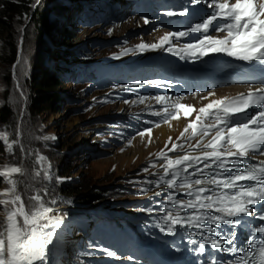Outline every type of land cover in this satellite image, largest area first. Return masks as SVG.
<instances>
[{
	"label": "rangeland",
	"instance_id": "1",
	"mask_svg": "<svg viewBox=\"0 0 264 264\" xmlns=\"http://www.w3.org/2000/svg\"><path fill=\"white\" fill-rule=\"evenodd\" d=\"M27 1L33 11L44 5L51 14L54 27L52 33L40 36L34 30L35 25L31 22L33 12H30L17 16L9 23L7 31H0V110L7 107L10 111L8 123H3L0 118V131L7 133L9 143L20 142L13 144L12 153H9L0 140V169L9 165L21 166L26 170L25 175L13 174L12 177L21 181L18 188L25 197V203H28L27 197L41 194L46 205L53 208V214L64 218L57 235L62 230H69L68 234L75 239L71 248H77L80 246L77 244L80 241L78 238L83 237V233L78 228L80 222L71 215L84 210L77 209L80 202L75 194L62 192L63 186L75 183L79 184L78 189L82 193H103V199L88 205V208L101 205L99 210L107 209L129 216L142 212V198L148 192H154L152 184L155 178H152V174L156 156L150 153L144 156L134 154L133 139L139 136V132L152 128L148 125L150 116L146 119L145 114H155L164 107L153 103L155 93L123 98L125 91L120 88L121 85L136 84L137 80L152 81L158 77L157 70H144L138 73L140 75L136 74L138 69L125 71L123 82L99 87L94 81L96 77L94 79L89 74L82 79L77 78V68L99 60L105 63L114 61L123 66L121 68L124 65L134 66L146 59L160 60L156 58L166 55V45L144 51H140L136 45L158 43L159 37L155 32L168 30L163 26L167 24L164 16L168 18V12L177 15L198 5L208 7L206 3L193 4L191 0H57L53 5H45L44 0ZM1 14L2 0L0 19L6 20ZM13 45L17 46L18 55L16 62L11 64L8 48ZM125 49L131 51L121 54ZM67 68H73L75 75L67 77L63 74ZM44 70L60 74V85L56 88L59 99L53 107L36 114L30 110L32 79L36 73L45 75ZM151 72L155 74L154 78ZM162 85L157 87L165 86ZM218 85L235 86L233 83ZM206 90L176 96L163 95L181 98ZM141 97L145 98L143 103L140 102ZM123 103L126 107L120 110ZM140 115H144V119H139ZM138 120L139 128L131 124L139 123ZM143 120L146 121L144 126ZM188 141L191 143L193 139ZM183 142L187 143L185 140ZM39 156L47 158L44 166L48 179L44 178ZM132 156V162L124 161ZM144 168H148V171H143ZM36 172L40 175L36 176ZM0 183V189L9 186L2 177ZM141 189H145V192H141ZM124 207L134 212L126 211ZM54 240L51 247L56 245V237ZM102 249L91 246L88 248L91 252L86 250L81 255L80 250L73 251L66 264H100L97 259ZM68 252L67 256L71 250Z\"/></svg>",
	"mask_w": 264,
	"mask_h": 264
},
{
	"label": "snow or ice",
	"instance_id": "2",
	"mask_svg": "<svg viewBox=\"0 0 264 264\" xmlns=\"http://www.w3.org/2000/svg\"><path fill=\"white\" fill-rule=\"evenodd\" d=\"M191 3H206L211 12L187 31L169 32L158 43H140L136 48L144 51L169 45L166 51L186 59L225 53L264 68V0H191ZM167 15L176 13L168 12ZM211 31L225 35L212 36ZM190 33L200 34L193 37V43L180 48L171 43L173 37H186ZM127 51L131 49H125L121 54ZM144 84L161 85L162 82L137 81L135 86ZM120 88L129 90L128 86L121 85ZM209 96H215V93L210 92ZM144 99L141 97L140 102L143 103ZM180 99L172 101L163 95L155 97L164 105L166 122L169 118L179 119L181 111L184 117L197 112L195 119L189 120L178 137L185 141L195 139L196 143L189 144L188 149L175 158L163 150L157 154L163 160L160 165L163 173L155 184H165L169 189L165 196L168 206L164 207L163 201L160 202L165 212L159 218L160 230L175 235L178 227L202 229L199 233H191L198 234L201 240L190 241L197 244L200 253L205 252L207 244L214 252L232 255L233 258L223 264H264V208L257 216L252 207L264 204V78L259 86H250L246 93L213 99L198 111L193 105L180 103ZM250 108L255 111L248 113ZM236 114H244L243 120L235 119ZM155 115L161 116L162 113L156 112ZM145 133L150 136L151 128L138 135L143 137ZM0 140L9 153H12L13 144L20 143L19 140L9 143L5 131H0ZM178 148L183 149L184 145L172 143L168 151L176 152ZM46 160L45 156L38 157L44 168V178L48 179L44 166ZM143 171L147 172L148 168ZM25 173L21 166L4 165L0 169V177L9 185L0 189V264H49V246L53 244L57 229L64 223V218L53 214V208L46 205L41 194L27 197L28 203H25V197L18 188L21 181L12 178L13 174L23 176ZM178 193L189 198L178 199ZM187 210L191 212L181 215ZM240 217H254L262 223L251 228L245 240L237 242L235 228L242 223L237 219ZM205 222L211 227H206ZM222 225L227 229L221 228ZM102 251L110 257L117 255L108 249ZM209 264L221 262L210 259Z\"/></svg>",
	"mask_w": 264,
	"mask_h": 264
},
{
	"label": "bare ground",
	"instance_id": "3",
	"mask_svg": "<svg viewBox=\"0 0 264 264\" xmlns=\"http://www.w3.org/2000/svg\"><path fill=\"white\" fill-rule=\"evenodd\" d=\"M233 2H234V0H233ZM166 33H169V32L167 30H166V32L163 30L155 32V35L157 37H159V39L156 38L157 41L160 40V38L163 37ZM194 37H195V35H194ZM220 37H222V36H220ZM193 42H194V39H193ZM168 46L169 45H166V48ZM169 55H172V57H173V54L169 51H167L166 55L164 54L165 58L166 57L169 58L170 57ZM174 55H176V54H174ZM178 61H183V60L180 59ZM186 62H189L190 64H192L194 66V68L197 69L198 78L203 79V85L206 86L205 89H207V90L204 92H201L200 94H194V95L189 96V97L182 96L179 102L182 104L193 105L197 111L199 110L200 107L209 103L213 99H218V98H221L224 96L234 97V96H236V94H239L242 92L246 93L250 86L255 88V87L259 86L260 81H261V79L256 78V79H250L246 83L244 82L243 84H239V85H235V86L226 85V87H217V85H215V87H212L211 84H213V83H218V84L219 83L220 84L233 83V84H236L232 80H234V79H236V80L245 79V78H247V76H249V73L252 75V70H245L243 68L244 64H246V63L248 65L253 64L254 67H256L255 65H257L255 62L250 64L246 61L237 60L234 57L227 56L225 53H210L209 55L204 56V57L199 58V59H186ZM259 72L262 73L261 69L259 70ZM227 80H229V81H227ZM154 81H158V79H154ZM221 82H223V83H221ZM162 84H166V86H164L165 87L164 89L166 90V93H168L169 85H170L169 82L163 81ZM210 86H211V88H210ZM219 86H222V85H219ZM210 92H214L215 96H209ZM173 93H174V91L171 90L168 94L173 95ZM163 96L170 97L172 101L176 100L175 98L173 99V96H169V95H163ZM205 97H207V99H205ZM154 102L158 103L155 100V98L153 100V103ZM145 104H147V102ZM158 104H160V103H158ZM125 107L126 106L124 103L121 104L120 110L125 108ZM169 111H173V109H169ZM156 112L162 113V115L158 116L157 118L160 117V118L164 119L160 124H158L159 126L154 124L155 126H153L151 128L150 136H149V134L145 133V135L143 137H141L139 135L138 137H134V139H133L134 146H135V147H133V148H135L134 154L144 156L147 153L148 154L150 153V154H153L156 156L157 162H155L153 174H152V176H153L152 178L153 179L155 178L154 180H157L158 176L163 173V169L160 167V165L163 163V160L157 154L163 150V151L167 152L168 155L173 157V158H175L176 155H182L184 150L188 149L189 144L184 145L183 143H181V140L178 139V137H180V133L183 131L184 127L189 122V120L195 119V116L197 114V112H193L190 117H184L183 112L181 111V115H180L179 119H170L169 118V119H167V122H166L165 117L163 115V109L155 111L154 113H156ZM145 113H147V112H145ZM141 116H143V115H141ZM141 118L142 117H140V119ZM234 118L239 119V120H243L244 114H236V116ZM148 122L154 123L155 121L152 120V118H149ZM142 123H144V122H142ZM169 138H171V141L169 140ZM149 140L151 142H149ZM172 143L183 144L184 148L183 149L178 148L176 150V152H169L168 149L171 148ZM195 143H196V140L190 144H195ZM146 144H148V145H146ZM166 145H167V147H166ZM193 154H196V153L193 152ZM133 158L134 157L132 156L131 158H128L124 161L132 162ZM189 171H192V170L190 169ZM193 178H196V177H193ZM153 191L154 192H148L147 195L145 197H143L142 199L150 198V200L152 202H156V197L153 198V196L155 195V192H157V191L159 194L162 193L163 194L162 198H164L166 196V193H167V186L163 185L162 187H159V188L156 187ZM183 199H185V198H183ZM124 210L131 211L130 209H127L125 207H124ZM142 212H145V211H142ZM142 212H140V213H142ZM157 212H158V210H156V214H157ZM164 214L165 213L162 212L161 216H163ZM139 215H141V214H138L137 216H139ZM120 216H121V214H120ZM64 228H65V226H64ZM68 231H66V229L62 230L59 233V235L56 236V240H57L56 245L54 247H51V245L49 246V248H50L49 264H66L65 259L67 258V254L69 253L68 251L71 250V246H72L73 242L75 241V239L72 238L68 234L69 233Z\"/></svg>",
	"mask_w": 264,
	"mask_h": 264
},
{
	"label": "trees",
	"instance_id": "4",
	"mask_svg": "<svg viewBox=\"0 0 264 264\" xmlns=\"http://www.w3.org/2000/svg\"><path fill=\"white\" fill-rule=\"evenodd\" d=\"M57 0H44L45 5H53ZM38 7L34 11L29 6L27 0H2V16L6 17V20L0 19V31H7V26L13 21L17 16H21L25 13L33 12L31 17L32 24L35 25V32L39 33L40 36H46L47 34L52 33L54 27V22L52 20L50 12L47 8ZM3 29V30H2ZM8 60L12 64L16 62L18 55L17 46H9L8 48ZM59 54H57L58 56ZM9 63V64H10ZM47 69V68H46ZM45 75L42 73H36L32 79V90L31 92V101H30V110L36 114H39L43 109L53 107L57 100L59 99V93L56 91V88L59 87V75L47 72L44 70ZM70 70H65V75L68 76ZM47 72V74H46ZM44 107V108H43ZM9 109L3 107L0 110V118L3 123H8L9 121ZM1 185V183H0ZM79 184H70L65 185L62 188L64 194H75L78 198V202L82 204L90 205L94 202L100 201L103 199V193L101 192H86L82 193L78 189Z\"/></svg>",
	"mask_w": 264,
	"mask_h": 264
}]
</instances>
